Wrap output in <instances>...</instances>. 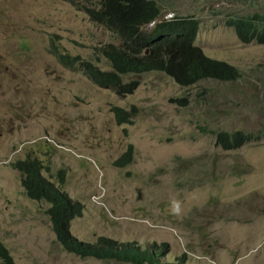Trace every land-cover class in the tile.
I'll return each mask as SVG.
<instances>
[{
    "label": "rangeland",
    "instance_id": "1",
    "mask_svg": "<svg viewBox=\"0 0 264 264\" xmlns=\"http://www.w3.org/2000/svg\"><path fill=\"white\" fill-rule=\"evenodd\" d=\"M72 1L82 0H0V238L16 261L128 264L83 259L61 246L45 202L30 199L20 174L2 163L19 147L22 157L42 161L44 175L58 164L69 168V192L87 205L71 223L83 241L105 235L149 248L167 243L160 264L185 252L190 264H264V138L233 151L216 143L221 130L264 128V44L242 42L226 24L264 14V0H156L195 15L197 44L235 64L241 78L180 86L148 72L136 76L140 84L126 97L66 69L46 50L57 35L65 54L109 70L103 53L121 37ZM134 104L133 123L119 125L112 107ZM8 114L44 116L43 128L33 136L15 132ZM130 144L132 162L116 167Z\"/></svg>",
    "mask_w": 264,
    "mask_h": 264
},
{
    "label": "trees",
    "instance_id": "2",
    "mask_svg": "<svg viewBox=\"0 0 264 264\" xmlns=\"http://www.w3.org/2000/svg\"><path fill=\"white\" fill-rule=\"evenodd\" d=\"M87 3L79 5L89 17L100 25H104L111 30L117 31L122 39L126 42L130 35L138 30V26L153 17L155 13L154 0H86ZM77 3V7H78ZM197 23V19H193ZM227 24L236 29L239 37L244 42H257L264 44V14L254 12L247 16L233 17L228 19ZM196 28L195 22H165L155 27L153 33L157 32H175L183 30L188 32L185 36L177 38H164L155 42L149 52L143 56L129 57L122 51L118 50L115 44H107L105 56L109 59L114 70L127 71H143L151 68L165 69L176 79L182 82H193L198 78L215 76L227 81H236L241 78L240 71L235 65L226 64L217 60H209L192 46L193 33ZM141 35L131 38L130 43L133 44L142 39ZM129 42V41H128ZM136 52H139L136 51ZM50 53H53L58 59L66 61L58 45H53ZM114 71L99 72L96 69L88 68V73L99 84L105 86H118L124 89V92L133 90L135 83L122 85L120 78ZM202 128V127H201ZM203 129V128H202ZM264 138V128H258L255 132L234 130L233 132L221 130L216 133V142L225 151L239 150L245 144L252 141H259ZM125 162H118L116 165H124ZM48 182L43 177L36 176L24 181L23 184L27 189V193L34 199H40L44 192L45 184ZM49 194H53L55 189H47ZM52 206L47 211L51 215L53 228L57 234L59 243L68 252L76 254L80 257H92L96 260L104 262H124L131 264H160L157 259V253L148 249H142L133 242L121 243L117 240L99 237L94 244L82 242L75 238L70 231V221L73 217L81 214L82 207L79 203L72 199L66 201L60 200L58 197L51 198ZM166 251L162 249L159 253L164 254ZM187 254L181 256L178 262L165 264H188ZM0 264H16L14 257L5 243L0 239Z\"/></svg>",
    "mask_w": 264,
    "mask_h": 264
},
{
    "label": "clouds",
    "instance_id": "3",
    "mask_svg": "<svg viewBox=\"0 0 264 264\" xmlns=\"http://www.w3.org/2000/svg\"><path fill=\"white\" fill-rule=\"evenodd\" d=\"M154 2H155V7H154L155 8V13H154L153 17H151L150 19H148L147 21L141 23L138 26L137 32L132 34V35H130V38L128 40L129 42L128 41L126 42L125 39H122L121 35L117 32L119 30H117V31L113 30V31L117 32L118 36L121 37V40H120L119 44L116 45V46H118L117 47L118 50L122 51L123 53H125L129 57H136V56L146 55L149 52L151 46L155 42H158V41H160L161 39H164V38H177V37L185 36L186 34H188V32L183 31V30H179V31H175V32H170V31L157 32V33H153L152 34L153 30L155 29V27H157V25H159L160 23H165V22L177 23V22H192L193 21V22L196 23V28H195L193 36H192L193 37L192 46L195 49H197L202 54V56L204 58H206V59L217 60V61L224 62L226 64L230 63L232 65H235V64L229 62L227 59H222V58L211 56L200 45L197 44V38H198V34L200 32V21L195 15H179L177 12H175L174 9H167L165 7H162L161 4H158L156 0H154ZM72 3L76 4V6H77V3H79L77 8L79 10L83 11L84 13H86L84 10L79 8V5H82L83 3H87L86 0H82V1H79V2L72 1ZM87 16L89 17L88 14H87ZM193 19H197L199 21V23H197ZM90 20H92V19L90 18ZM227 21H226V24H227ZM95 23H97V22H95ZM97 24H100V23H97ZM102 26L105 27L106 29H109L108 27H106L104 25H102ZM234 30L236 31L235 28H234ZM236 33H237V31H236ZM137 35H141L143 38L138 40V42L136 41L137 44L136 45L133 44V49H132V47H131L132 44L130 43V39L131 38H136ZM237 35H238V33H237ZM54 37L58 38L57 35L54 36ZM54 37H52L50 41L49 40L47 41V42H50L49 45L48 44L45 45L46 50L49 51V52H51V50L53 48V45H58L60 47V45L56 42ZM238 37H239V35H238ZM239 39L242 42H244L240 37H239ZM109 43L115 44V42H109ZM109 43H107V44H109ZM244 43H249V42H244ZM255 43H257V42H255ZM60 49H61V47H60ZM138 50H139V52H136ZM104 53H103L104 58H106L108 63H109V70H104V69L98 67V65L92 59L84 58V57H82L80 55H74V54H71V53L65 54L63 52V55L66 57V61H62L61 58H59L58 60L62 63L63 67H65L66 69H68V70H70L72 72H76V73H80V74L84 75L93 84H95L96 86H98L100 88L112 89L120 97H126L128 95L133 94L136 91V89L138 88L139 84H140V80L136 76L140 75V74H143V73H148V72H160V73H163L166 76L170 77L177 85H180V86H192V85H195V84L199 83L200 81L208 80V79H214V80L221 81V82H235V81H227V79H222L220 77H215V76L201 77V78L196 79L193 82H182V81L176 79V77L174 75H172L171 73H169L165 69H160V68H151V69H147V70H143V71L122 72V71H118L117 69L114 70L112 68V65H111L109 59L105 56ZM235 67H236V65H235ZM88 68L96 69V70H98L99 72H102V73H103V71H114L113 73H115V74H117L119 76L122 85H128V84L135 83V86H134L132 91L124 92V89L121 88V87H118V86H105V85L99 84V83H97L95 81V79L91 76V74L88 73ZM238 80H236V81H238ZM170 100L174 101V100H177V99H170ZM178 100H180L183 104H187L188 103V99L187 98L178 99ZM112 112L114 113L116 121H117V123L119 125L133 123V118H134V116L136 115V112H137V106L134 104L129 109V108H125V107L120 106V105H115V106L112 107ZM4 119L7 122H10L13 125V127L16 130L15 132H18V133L26 135V136H33V135H35V133H38L39 131H41V129L43 128V124H44V116L38 117V118H29V117L15 116V115H12V114H8ZM201 127L202 126H200V128ZM202 128H201L202 130H204V131L206 130L205 127H202ZM133 148H134L133 144H130L128 146L127 151L118 160V162H122L123 161V162H125V164L122 165V166L115 164L116 167H119V168L127 167L132 162V160H133V151H134ZM22 155H24V152L20 151L19 147H15V148H13V150H11V153L9 154V156L7 158L3 159L2 163H3V165L6 168H8V170L13 175H15L16 172H18L20 174V176H16V175L15 176L18 177L21 180L22 186L25 189V193L30 199L35 200V201H43V202H45L44 214L46 215L48 220H50V222L52 224V227H53V221L51 219V215L47 213L49 208L52 206V203L50 201L52 197H58L60 200H63L64 202L66 201V203H68L69 199H72L74 202L79 203L81 205V207H82L81 214H82V211L84 210V208L87 207V205L80 198H77V200H74L72 194L69 192L68 184L66 182L67 177L70 174L69 168L61 166L60 164H58V165H55L53 167H48L47 168V175H44V173H43L44 165H43V163H42V161L40 159L33 158L30 155H27L26 157H22ZM177 159L183 160L181 163H185L186 162L185 158H177ZM118 162H116V163H118ZM199 165H201V164H199ZM199 165H197V166H199ZM80 166H81V164L75 165V166H71V169L77 170V168L78 167L80 168ZM202 166H204V165H202ZM197 169H199V168H197ZM201 170H203V169H201ZM205 171L208 172L207 170H205ZM39 174L44 179H47L48 182L45 184L44 192H43V195L41 196V198L40 199H34V198H32V197H30L28 195L27 189L25 188L23 182L30 180L31 177L35 178ZM208 176H209V174H208ZM50 188L55 189L56 192H54L53 194H49L47 189H50ZM90 196L92 198H94L96 195L94 193H92ZM173 207H174V210L178 209V207H179L178 202H174ZM81 214L80 215L78 214L75 217H79V216H81ZM75 217H73L71 219V221H70V231H71V234L75 238H77L78 240H80L82 242L90 243V244L96 243L99 237H107V238H111V239L117 240L115 238H112V237H109V236H105V235L99 236L96 239V241H94V242H87V241H83V240L79 239L77 236H75L72 233V229H71V223H72V220ZM54 233H55V230H54ZM55 235H56V239H57V234L55 233ZM57 241H58V239H57ZM117 241L121 242V243L133 242V241L124 242V241H119V240H117ZM133 243H135L136 245H138L142 249H148V250H150L152 252L157 253L156 261L159 260L161 262L160 257H161V255H164V254H160L159 255V253L162 250V248H160L159 246H156V245H153L152 248L142 247L137 242H133ZM5 245L7 246L6 243H5ZM164 245H165V248H163V249H165V251H166L167 243H164ZM8 249L10 250L9 247H8ZM66 251H68V250H66ZM10 253L14 257V255L11 252V250H10ZM185 254H187V256H188L187 263L190 264L189 263V255H188L187 252L183 253L181 256H183ZM74 255H76V254H74ZM181 256H179L177 258V261L166 262V263L178 262L179 258ZM81 258H83V257H81ZM85 258H92V257H85ZM92 259H95V258H92ZM14 260H15L16 264H19L18 261H16L15 257H14ZM99 261H102V260H99ZM128 264H131V263H128ZM143 264H148V263L145 262Z\"/></svg>",
    "mask_w": 264,
    "mask_h": 264
}]
</instances>
